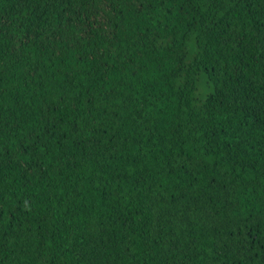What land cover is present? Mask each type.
<instances>
[{"label": "trees", "instance_id": "1", "mask_svg": "<svg viewBox=\"0 0 264 264\" xmlns=\"http://www.w3.org/2000/svg\"><path fill=\"white\" fill-rule=\"evenodd\" d=\"M0 264H264V0H0Z\"/></svg>", "mask_w": 264, "mask_h": 264}]
</instances>
